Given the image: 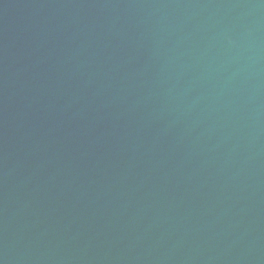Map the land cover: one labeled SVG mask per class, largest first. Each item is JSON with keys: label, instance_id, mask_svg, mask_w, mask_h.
<instances>
[{"label": "water", "instance_id": "water-1", "mask_svg": "<svg viewBox=\"0 0 264 264\" xmlns=\"http://www.w3.org/2000/svg\"><path fill=\"white\" fill-rule=\"evenodd\" d=\"M0 264H264V0H0Z\"/></svg>", "mask_w": 264, "mask_h": 264}]
</instances>
